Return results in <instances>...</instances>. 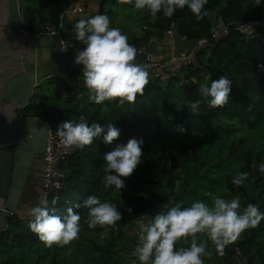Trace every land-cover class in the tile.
<instances>
[{"label": "trees", "instance_id": "obj_1", "mask_svg": "<svg viewBox=\"0 0 264 264\" xmlns=\"http://www.w3.org/2000/svg\"><path fill=\"white\" fill-rule=\"evenodd\" d=\"M68 1L21 0L26 31L35 34L43 24L60 26ZM110 3L115 6L117 0H100L91 17L110 14L112 19L122 14L119 8L107 11ZM205 9L208 15L200 21L185 6L170 18L158 13L153 20L149 15L138 32L122 29L137 54L169 29L187 41L207 38L209 42L197 56V67L170 73L166 79L148 76L134 103L121 104L119 98L92 102L82 70L71 66L38 86L27 108L29 116L55 130L65 121L81 118L89 124L111 123L120 129V136L112 144L101 138L83 149L73 147L63 163L67 172L63 187L47 199L57 215L63 216L69 207L80 215L78 238L67 245L46 246L29 229V212L15 214L0 229V264H139L135 248L140 236L131 229L148 209L171 202L187 207L196 200L211 204L212 195L238 197L241 208L254 204L264 212V174L258 170L264 162V26L251 32L240 28L250 20L264 19V5L254 6L253 0H208ZM218 21L229 26L222 39L212 38ZM221 76L232 81V91L227 104L211 108L199 87ZM196 100L201 103L193 113L190 105ZM132 138L143 140L141 163L123 178L124 189L105 188L104 154ZM240 172L248 178L236 186L232 179ZM90 195L116 204L122 219L112 226L90 228L88 209L74 208ZM196 238L207 245L203 264H264V220L244 230L223 255L206 235L198 233ZM190 242V237L182 238L176 247L187 248Z\"/></svg>", "mask_w": 264, "mask_h": 264}, {"label": "clouds", "instance_id": "obj_2", "mask_svg": "<svg viewBox=\"0 0 264 264\" xmlns=\"http://www.w3.org/2000/svg\"><path fill=\"white\" fill-rule=\"evenodd\" d=\"M117 3L131 4L136 10H147L153 20L158 13L170 18L177 9H184L185 6L197 21L208 15L205 9L208 0H117ZM253 3L254 6H261L264 0H253ZM73 27L76 39L85 45L76 53L74 61L83 65V82L90 93L89 99L96 104L117 98L121 104L134 103L148 84L149 73L135 63L137 49L129 44L128 37L121 29L110 27L107 15L80 19ZM231 91L232 81L226 76L199 87L201 97L207 99L211 108L227 104ZM200 103V100L191 103L193 113ZM180 130L183 131V128ZM56 135L65 147L83 149L101 138L104 144H112L119 138L120 129L111 123L107 126L89 124L81 118L79 122L70 120L60 124ZM142 144L143 140L132 138L104 154L101 181L105 188H125L123 178L130 177L141 163ZM258 170L264 174V162L259 164ZM247 178L246 172H240L233 177L232 183L241 186ZM56 202L53 199L52 205ZM41 205L29 210L31 219L28 227L46 246L54 243L63 246L78 238L81 217L73 207L61 216L56 214L55 208L48 207L47 200L41 201ZM81 206L88 209L87 224L90 228L112 226L122 219L116 204L102 202L95 195L88 196L82 204H75L74 208ZM261 220H264V212L254 204L241 208L238 197L227 200L212 195L211 204L196 200L187 207L183 202L165 205V210L150 218L148 223L139 224L141 235L135 248L136 259L139 264H203L201 257L207 245L203 241L198 243L196 234L206 235L217 252L223 255L227 245L235 242L244 230L258 226ZM189 237V247H176L177 241Z\"/></svg>", "mask_w": 264, "mask_h": 264}, {"label": "water", "instance_id": "obj_3", "mask_svg": "<svg viewBox=\"0 0 264 264\" xmlns=\"http://www.w3.org/2000/svg\"><path fill=\"white\" fill-rule=\"evenodd\" d=\"M89 17L63 19L59 34L35 36L26 31L21 0H0V229L10 217L22 214L21 202L39 185L48 127L28 116L27 108L38 86L57 73L52 48L60 47L63 39L78 41L73 25ZM165 205L172 202L148 209L146 223Z\"/></svg>", "mask_w": 264, "mask_h": 264}, {"label": "built area", "instance_id": "obj_4", "mask_svg": "<svg viewBox=\"0 0 264 264\" xmlns=\"http://www.w3.org/2000/svg\"><path fill=\"white\" fill-rule=\"evenodd\" d=\"M65 15L85 14V8L77 0H69L65 8ZM62 24V22H61ZM60 24V26H61ZM60 26H54L51 24H43L40 26L39 30L34 34L39 36L42 34L46 35H56L59 34ZM264 26V19L250 20L240 28L244 31H254L259 27ZM229 34V26L223 24L221 21L215 23L212 30V38L222 39ZM179 36L172 30H166L162 38H160V44L163 47L169 48L171 52L166 57V64L171 67V72H184L188 70L191 66H198L197 56L202 50H206L209 47V42L207 38H200L198 40L191 41V45L186 51H178L176 44L178 43ZM70 40L63 39L61 42L60 49L62 52H67L70 48ZM143 50L138 51L137 58L141 59L143 56ZM154 64H147V66H153ZM175 70V72L173 71ZM48 134L46 138V151L43 154L44 162V173L42 181V193L41 198L37 206H41V201L47 200L50 195L56 193L63 187L64 180L67 178V172L63 168L64 160L72 154L73 147H65L61 142L60 138L56 135V130L53 129L52 125L46 121ZM238 264H243L238 262Z\"/></svg>", "mask_w": 264, "mask_h": 264}, {"label": "crops", "instance_id": "obj_5", "mask_svg": "<svg viewBox=\"0 0 264 264\" xmlns=\"http://www.w3.org/2000/svg\"><path fill=\"white\" fill-rule=\"evenodd\" d=\"M77 1L84 6L85 14H89L91 17V14L95 10L91 9L92 5L88 8H87V6L90 3H93V0H77ZM96 9H98V7ZM97 11H95V12H97ZM77 16L78 15H76V14H67L66 20H75V18ZM182 38L183 37H179V39H178V43L180 44V48L182 50L184 48L188 49L189 46L191 45L190 44L191 41H187L184 38L183 39ZM156 39H152L149 46L146 48H143L144 54H143L142 58L136 59L135 63L142 65L144 68H150V66H147V64L154 63L157 60V55H156L157 53L156 52H157L158 48H161L160 38H156ZM84 47H85V45L80 41H71L70 48L67 52H62L60 47L52 48V58H53L54 66H55L56 71H57V73L55 75L61 74L65 70V68H67L68 66L80 68L82 70L83 65H77L74 61V58H75L76 53L79 50H83ZM155 48H156V51H155ZM61 54H64L63 58L60 57ZM58 57H59V60H56V58H58ZM39 165L41 166V168L44 166L43 157H42V160H41ZM40 174H41V171H40ZM42 180H43V176H42ZM36 189L37 190L35 193H33L31 196H29L25 201L21 202V204H20L21 210L20 211L22 214L28 213L32 207H35L38 205L40 198H41V193H42V183L39 184L36 187Z\"/></svg>", "mask_w": 264, "mask_h": 264}, {"label": "rangeland", "instance_id": "obj_6", "mask_svg": "<svg viewBox=\"0 0 264 264\" xmlns=\"http://www.w3.org/2000/svg\"><path fill=\"white\" fill-rule=\"evenodd\" d=\"M99 1L100 0H93V3H90L87 6V8L92 5L91 9L97 11L98 9H96V8L99 7ZM110 8H112V9L113 8H115V9L119 8L122 11V14H119V15L117 14L112 19L110 18V14L107 15L109 20L111 19L110 20V27L119 28V29H121V31H123L122 29H124V28H128L129 32H131V31H134L136 28H140L142 24L147 22L148 16L150 15L147 10H136L133 7V5L129 6L128 4L117 3L114 6V5H111V3H110L106 6L107 11ZM106 9H105V11H106ZM217 18L218 17L216 15V13H214L212 16V19L215 20ZM138 30L139 29H136V32H138ZM176 48L178 51L180 50L181 52L187 50L185 48L182 50L180 48L179 43L176 44ZM155 51H156V48H155ZM170 52H171V50L169 48L163 47V45L161 44V48L157 49V52H156L157 53L156 54L157 60L153 63L154 65L151 66L150 68H145L150 75L149 78H164V79H166L170 73H173V72H171V67H168L166 64H164V62L167 60L166 57L169 55ZM173 71L175 72L174 69H173ZM140 223H146L145 215H141L140 219L137 221V225L131 229V232H135L139 236H140V234H139V230H140L139 224Z\"/></svg>", "mask_w": 264, "mask_h": 264}, {"label": "flooded vegetation", "instance_id": "obj_7", "mask_svg": "<svg viewBox=\"0 0 264 264\" xmlns=\"http://www.w3.org/2000/svg\"><path fill=\"white\" fill-rule=\"evenodd\" d=\"M40 168H41V166H40ZM42 172L44 173V166L41 168V175H40V177H39V184H41L42 181H43V180H42V176H43V175H42V174H43Z\"/></svg>", "mask_w": 264, "mask_h": 264}]
</instances>
